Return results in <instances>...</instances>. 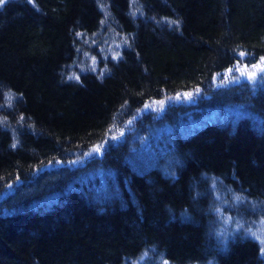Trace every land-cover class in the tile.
Masks as SVG:
<instances>
[{"label": "trees", "instance_id": "trees-1", "mask_svg": "<svg viewBox=\"0 0 264 264\" xmlns=\"http://www.w3.org/2000/svg\"><path fill=\"white\" fill-rule=\"evenodd\" d=\"M0 264H264V0L0 6Z\"/></svg>", "mask_w": 264, "mask_h": 264}, {"label": "snow or ice", "instance_id": "snow-or-ice-1", "mask_svg": "<svg viewBox=\"0 0 264 264\" xmlns=\"http://www.w3.org/2000/svg\"><path fill=\"white\" fill-rule=\"evenodd\" d=\"M7 2H8V0H0V6H3V5H4L5 3H7ZM30 2H31V0H30ZM231 71H232V70L229 69V72H231ZM252 75L254 76L255 73H253ZM70 79H71V77H70ZM76 79H79V77L77 76ZM191 95H192L191 93L187 94L188 97H191ZM100 150H101V149L99 148V146H97L96 149H95V151H97V152H99Z\"/></svg>", "mask_w": 264, "mask_h": 264}]
</instances>
